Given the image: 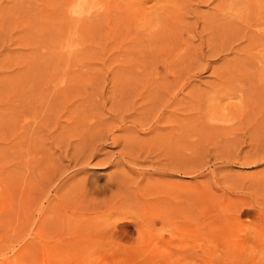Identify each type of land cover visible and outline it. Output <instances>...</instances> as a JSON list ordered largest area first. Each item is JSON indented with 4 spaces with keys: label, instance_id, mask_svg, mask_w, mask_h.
Masks as SVG:
<instances>
[{
    "label": "rangeland",
    "instance_id": "374dc122",
    "mask_svg": "<svg viewBox=\"0 0 264 264\" xmlns=\"http://www.w3.org/2000/svg\"><path fill=\"white\" fill-rule=\"evenodd\" d=\"M76 2L0 0V264H264V0Z\"/></svg>",
    "mask_w": 264,
    "mask_h": 264
},
{
    "label": "bare ground",
    "instance_id": "6f19581e",
    "mask_svg": "<svg viewBox=\"0 0 264 264\" xmlns=\"http://www.w3.org/2000/svg\"><path fill=\"white\" fill-rule=\"evenodd\" d=\"M86 0H77L76 2V6H75V9L72 11L75 15L77 16H84V15H87V14H91L92 12V8L91 6L89 7H86L84 6L83 4L85 3ZM72 10V9H71ZM143 117V116H142ZM94 188V187H93ZM92 188V189H93ZM125 216V215H124ZM134 217V216H133ZM124 218H127V217H124ZM130 218V217H129ZM127 219V220H130V219ZM133 219V218H131ZM117 220V219H116ZM122 221V220H121ZM134 222V221H132ZM155 223V222H153ZM137 224V223H136ZM128 226L126 223H117L115 222V225L110 228L111 231H108V232H111V235H116V234H121L123 231L122 229L124 227ZM137 226H135L136 228ZM145 229V228H144ZM85 232V231H84ZM123 235L125 236V234L123 233ZM88 239V238H87ZM96 239V238H95Z\"/></svg>",
    "mask_w": 264,
    "mask_h": 264
}]
</instances>
